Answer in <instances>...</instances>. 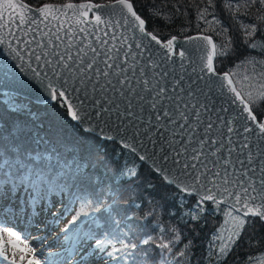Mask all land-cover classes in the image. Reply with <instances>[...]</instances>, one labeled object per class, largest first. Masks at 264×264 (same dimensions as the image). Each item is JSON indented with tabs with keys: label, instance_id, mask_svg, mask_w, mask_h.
I'll return each mask as SVG.
<instances>
[{
	"label": "snow or ice",
	"instance_id": "snow-or-ice-1",
	"mask_svg": "<svg viewBox=\"0 0 264 264\" xmlns=\"http://www.w3.org/2000/svg\"><path fill=\"white\" fill-rule=\"evenodd\" d=\"M216 3L217 0H201V4L205 6L196 5L199 20L204 21L209 27L220 24L215 15H212L211 20L207 19L211 15L209 8L214 10ZM222 3L237 21L244 43L252 49L257 47L264 49V41L258 44L252 39L258 31L264 32V0H222ZM253 7H255L253 21L245 23L243 18L249 15V10ZM105 8L112 11L108 13L99 11ZM36 13H39L38 17ZM89 13L92 14L90 19ZM153 15L169 18L165 12L155 8ZM52 21H56L54 26ZM40 25L47 31L42 30ZM3 29H6L9 35H13L17 44L23 43L27 46L35 43L39 51L34 49L29 55L34 57L36 62L43 60L47 72L41 78V73L33 70V76L41 78V83L49 92L51 99L63 103L74 120L86 122L95 120L96 127L105 135L110 127L109 121L104 119L105 116L110 119L115 115L121 125H124L125 121L133 125L136 130L131 135L121 138L123 147L132 154L145 151V155H138V159L152 160V169L160 174L162 181L175 187L178 193L198 196L196 205L188 213L190 220L197 221L201 218L207 201H212L218 209L221 204L227 205L224 215L228 219L225 223L230 227L221 230L226 234L214 237L218 243L211 246L213 251L208 256L209 264L212 256L225 257L232 251L245 231V226L250 223L249 217H258L264 221V143H260L264 142V121H258L253 110L254 106H264V71L255 73L256 62L247 61L253 67V74L242 78L243 81L249 82L247 91H244L243 84L238 90L233 73L217 72L214 58L225 57L230 53L231 37L219 45L212 35H200L197 39L205 42V55L201 57L199 72L216 76L218 80L222 76V79L227 81V92L231 94L227 103L235 105V109L215 106L213 95L224 93V85L216 84L215 81L206 85L207 90L193 91L192 85H188L186 89L179 88L180 93H186V96H181L176 95V86L183 79L181 77L174 81L173 95H166L168 89L161 80L169 73L164 71L162 76L161 72L156 71L160 64L150 57L146 64H140V58L144 57L148 50L143 43V37H150L149 43L162 42L153 32L147 30L146 20L137 13L132 0H109L108 3H93L92 0L73 3L69 0L60 5L45 3L35 9L23 0H0V30ZM13 29L17 34H14ZM124 30H128L131 37L125 35ZM137 31L140 33L139 37L136 35ZM222 31L227 32V29ZM20 32L23 36L18 34ZM37 32L41 36L39 39L36 36ZM117 32L120 34L117 35ZM216 34L220 35L219 32ZM130 39L137 42L133 44ZM175 40L176 37H172L164 45L169 52L174 51ZM5 43L9 47L12 46L11 41H6L3 35H0V44ZM179 55L183 58L184 52H180ZM15 58L14 56L13 59ZM28 68H31V62ZM146 68L152 70L153 78L160 79L148 78ZM192 71L197 72V69L193 68ZM197 78H201L199 74ZM109 91L117 93L122 98L123 110L120 103L106 95ZM69 93L75 96L79 107L70 98ZM95 93H99L100 98H96ZM143 93H147L151 99H146ZM162 100L172 101L175 104V113L167 107H161L153 114L155 120L167 119L175 129L182 130L179 131V140H166L167 146L172 149L171 158L167 153L157 158L155 153L147 152V144L136 139L142 131L146 134L147 128L141 130L133 123L143 119L133 111L134 108L138 107L140 111H144V105L147 104L150 108L157 109ZM10 110L22 111L15 104L10 106ZM232 111H236L237 114L232 116ZM151 123L152 117H149V126ZM253 123L256 125L255 128L251 126ZM165 127L161 123L157 131ZM115 131L127 133L126 126L116 127ZM160 135L163 137V132H160ZM253 135H257L260 141L254 146L255 152L252 150ZM3 136L4 125L0 121V175L3 177L0 179V197L7 195L4 191L5 185H11L9 192L18 186H26L34 193L40 192L41 189L48 192L63 190L60 184L56 183L60 173L51 174L55 166L50 163H36L50 160V157L40 154L32 156L24 148L22 127L14 125L8 130V136L14 146L11 150L3 141ZM106 138L112 139L110 135H106ZM148 143H154L150 136ZM174 144H179V148H173ZM161 151L163 152V149ZM182 155L183 159H176ZM170 159L171 167L164 163ZM257 171L260 173L259 176L255 175ZM125 174L136 178L138 170L134 165L133 168L127 169ZM85 204L87 205V202ZM99 211L100 207L92 208L91 212L82 207L70 223L75 225L81 217H89ZM155 211L153 209L148 215L151 216ZM153 230L158 233L156 237L147 234L139 244L121 240L119 247L113 244L107 235L105 239H95L94 234L88 232L83 234L82 238L95 239L96 249L102 253L101 259L114 260L115 264L129 262L149 264V261L154 259L153 249L160 258L159 264H172L168 259L169 254L175 259V264H185L187 256L185 249L191 241L183 245L182 249L173 252L174 247L182 243L180 231L174 227L165 229L159 222ZM63 231L67 233L68 228ZM5 233L11 238L9 242L12 248L21 253L18 257L16 251L9 256L5 243L2 242ZM65 239L69 237L65 236ZM20 243L24 246L20 247ZM109 245L111 250L106 251ZM141 245L149 247L137 252ZM0 256L10 259L11 264H23L24 261L26 264H44L37 255V249L31 247L27 241H22L21 236L10 228H0Z\"/></svg>",
	"mask_w": 264,
	"mask_h": 264
},
{
	"label": "trees",
	"instance_id": "trees-1",
	"mask_svg": "<svg viewBox=\"0 0 264 264\" xmlns=\"http://www.w3.org/2000/svg\"><path fill=\"white\" fill-rule=\"evenodd\" d=\"M26 1L32 5H40L45 2L69 0ZM132 2L137 12L146 20V28L162 39L172 35L206 32L211 34L219 45L231 37L230 53L225 57L217 56L215 66L220 71L233 73L239 89L243 84L244 91L248 90L249 82L243 81L242 78L253 74V67L247 61L256 62L255 73L264 71V49H252L244 43L237 21L223 7L222 0H217L214 10L209 8L211 15L207 19L211 20L212 15H215L220 21L219 25L213 24L212 27L198 18L196 5L205 6L201 4V0ZM154 8L165 12L169 18L153 15ZM254 15L255 7L243 18L244 22L251 23ZM222 29H227V32ZM217 32L220 35H217ZM252 39L259 44L264 41V32L258 31ZM13 104L22 111L10 110ZM253 110L258 119L264 121V106H254ZM0 121L4 125L3 141L9 150L14 146L11 144L8 130L15 125L23 128V146L32 156L40 154L50 157V160L36 163L54 165L51 174L60 173L56 183H59L63 190L48 192L41 189L35 196L65 194L68 199L66 211H70L71 215L66 228L71 233L81 227L87 233L92 232L95 239H105L107 235L112 243L127 240L139 244L147 234L157 236L158 233L153 229L159 222L161 227H174L182 235V243L176 245L173 252L182 249L183 245L191 241L185 249V264H209L208 256L213 251L211 246L218 243L214 237L226 234L221 230L230 227L225 223L228 219L224 215L227 206L221 204L218 209L212 201L204 204L205 211L201 213L199 220H190L188 213L196 205L197 196L178 193L175 187L162 181L160 174L152 167L140 161L137 154H132L117 141L102 139L85 131L69 116L63 103H37L14 93L0 92ZM134 165L138 170L136 178L125 174L127 169L133 168ZM0 179H3L2 175ZM82 207L89 212L95 207L101 209L89 217H81L75 225L71 224L70 221ZM153 209L156 211L149 216L148 213ZM248 219L250 223L245 226V231L232 251L225 257L212 256L211 264H264V223L257 217ZM147 247L149 246L141 245L136 251ZM152 256L154 259H151L149 264H159L160 258L156 256L155 249ZM168 259L175 264L171 254ZM112 264H115V261Z\"/></svg>",
	"mask_w": 264,
	"mask_h": 264
},
{
	"label": "water",
	"instance_id": "water-1",
	"mask_svg": "<svg viewBox=\"0 0 264 264\" xmlns=\"http://www.w3.org/2000/svg\"><path fill=\"white\" fill-rule=\"evenodd\" d=\"M23 2L29 4L33 9H35V8L41 7L45 3H52V4L60 5L63 3H67L69 1L45 2L40 5H32L26 0H23ZM71 2L85 3L86 0H80V1L71 0ZM92 2L93 3H108L109 1L94 2L92 0ZM99 11H101L102 13H108L112 10L105 8V9H100ZM35 15L38 17L39 13H36ZM91 15L92 14L89 13V19L91 18ZM118 17H119V12L117 11V18ZM129 19L131 20L132 18L129 17ZM55 24H56V21H52V26H54ZM40 27L42 30L47 31V29H45L43 25H40ZM109 31H111V29H109ZM13 32L14 34H17L15 32V29H13ZM18 34L20 36H23L22 32ZM60 34L63 35V32H61ZM119 34L120 33L117 32V35ZM124 34L131 37V33L128 30H124ZM0 35H3L6 41L12 42L11 47H9L7 43L0 44V70H3V69L7 70L6 72L0 71V92L14 93L22 97H26L37 103H46V102L55 101L51 99L49 92L45 90L44 85L41 83V78L43 74L47 72V68L44 65L43 60L36 62L34 60V57H31L29 55V53L34 49L39 51L38 49H36L35 43L29 44L27 46H25L23 43L17 44L15 39L13 38V35H9L6 29L0 30ZM136 35L139 37L140 33L137 31ZM200 35H211V34L206 33V32H196V33H192V34H188L184 36L172 35L167 39H162L161 37L156 35L158 39L162 42L161 44H157L155 41H152L151 43H149L150 37H143V43L147 47L148 50L145 52V56L140 58V64L141 65L146 64L148 58L150 57L153 61L160 64V68L156 69V71L161 72L162 76H163L164 71H167L169 73V75L163 76V79L161 80V83L164 86H166L168 89L166 95H173L172 88L174 85V81L181 77L183 79L180 81V84L176 86L177 87L176 95H181V96H186V93H180L179 88L186 89L188 85H192L193 91H196L197 89L207 90L206 85L212 84L214 81L216 82V84L222 83L224 85L223 95H220L219 93H216L213 95V100L216 102L215 106L217 108L223 106V107H229V108L235 109V105H229L227 103L229 97L231 96V94L227 92V81L223 80L222 76L218 80L216 76H212L210 74L199 72V66L201 65V62H202L201 57L205 55V42L200 39H197V37H199ZM36 36L38 39L41 38L39 32L36 33ZM172 37H176V40L173 42L174 51L169 52L168 49L164 45L167 43L168 40L172 39ZM189 37H191L192 39H189ZM24 39H27V37H24ZM130 42L135 44L137 41L130 39ZM135 50L141 51V49H135ZM17 51L19 52V56H17ZM180 52H184L183 58L180 57L179 55ZM14 56L16 57L15 59H13ZM215 58H214V65H215ZM29 62H31V68H28ZM193 68H196L197 72H193L192 71ZM33 70L41 73V78L34 77ZM146 72L148 73V78L160 79V77H155V78L152 77V70L150 68H146ZM217 72L222 74L224 72H229V71H220L217 69ZM198 74L201 77L200 79L197 78ZM53 83L55 85V81H53ZM113 83H115V80L113 81ZM138 90H139V87H138ZM143 94L146 96V99H151V97L147 93H143ZM106 95H108L109 98L114 99L116 103H120L121 110H123L124 104L122 103V98L119 97L117 93H112L111 91H109V93H106ZM69 96L73 100V102L76 103L77 107H79L78 102L75 101V96L72 93H69ZM94 96L96 98H100L99 93H95ZM134 103H142V102L134 101ZM176 103H179V101H176ZM105 106L111 107L110 105H105ZM161 107H167L171 109L173 113H175V104L172 101H168V100H162L160 104L157 106V109H152L147 104L144 105V109H145L144 111H140L138 107L133 109V111H135L138 116L143 117L142 120L138 122L133 121V123L136 125L137 128L141 130H143L144 128H147V133L144 134L142 131L141 135L137 136L136 139L144 141L145 144H147V152L155 153L157 158H159L164 153H167L168 156L171 158L172 149L167 146L166 140L168 141L172 139L179 140L180 139L179 131H182V130L178 131L177 129H175L171 124L168 123L167 119H164L161 121L155 120L153 114L159 111ZM67 111H68L69 116L71 117L68 109ZM236 114H237L236 111H232L231 113L232 116H235ZM149 117H152L151 126H149ZM104 119L108 120L109 125H110V127L106 130V135H110L112 139H108V140L117 141L120 145H122L121 143L122 137H125L126 135H131L136 130L135 128H133L132 124H127V121L124 122V125H121V122L116 120L115 115H113L110 119L107 116H105ZM257 120L260 121L258 117H257ZM74 121L84 130L91 132L103 139H107L106 135L101 134L99 128L96 127L95 120H93L92 122L77 121V120H74ZM161 123L164 124L166 127L160 129L158 132L157 128ZM122 126H126L127 133L125 132L118 133L115 131L116 127H122ZM251 126L253 128L256 127L254 123L251 124ZM160 132H163V137H161ZM257 132H258V129H257ZM149 136L152 138L154 143H148ZM258 142H260L258 140V136L253 135L252 136V145H253L252 150L254 152H255L254 146ZM260 143H264V142H260ZM173 148L178 149L179 144H174ZM161 149H163V152L161 151ZM137 155H145V151H139ZM176 159H183V155L181 157H177ZM144 162H146L150 167H152V164H153L152 160H147ZM164 163L167 164L169 167L172 166L171 159ZM257 163H259V160H257ZM255 175L259 176L260 173L257 171ZM193 195L197 196L196 194H193ZM262 222L264 223V221Z\"/></svg>",
	"mask_w": 264,
	"mask_h": 264
},
{
	"label": "rangeland",
	"instance_id": "rangeland-1",
	"mask_svg": "<svg viewBox=\"0 0 264 264\" xmlns=\"http://www.w3.org/2000/svg\"><path fill=\"white\" fill-rule=\"evenodd\" d=\"M11 185H5L4 191L7 195L0 197V216L3 218L6 216L3 211L5 210L21 224V231L15 229L11 222L2 224L0 219V228H10L17 232L21 236L22 241H27L31 247L37 249V255L44 262V264H70L71 262H78L86 256L91 257L89 262L92 264H112L114 260L101 259L102 253L96 249L93 239H83V234L87 233L83 228L79 227L74 229L73 233L68 231L65 233L63 230L67 227L70 220V211H66L68 199L65 194L51 193L49 196L42 195L40 198H30L32 195L28 194L30 189L26 186H19L12 191H8ZM14 199V200H13ZM13 200V205L7 208L10 201ZM3 213V214H2ZM5 215V216H4ZM7 222V220H4ZM34 226L28 230L31 235L43 237L39 243L30 242L32 237L27 234L22 235L21 232L25 231L28 224ZM46 227V228H44ZM41 232V233H40ZM68 236L69 239H65ZM6 237V238H5ZM11 238L4 234L3 243H5L9 256L13 251H16L17 257L21 254L17 249H13L9 242ZM7 242V243H6ZM119 245V242L113 243ZM23 243H20V247H23ZM68 249V251H67ZM111 250V245L106 248V251ZM57 253L56 257L51 256V253ZM60 251L66 253V256L62 259ZM68 259V260H67ZM67 260V261H66ZM0 264H11V260L0 256ZM26 264V261L23 262Z\"/></svg>",
	"mask_w": 264,
	"mask_h": 264
},
{
	"label": "bare ground",
	"instance_id": "bare-ground-1",
	"mask_svg": "<svg viewBox=\"0 0 264 264\" xmlns=\"http://www.w3.org/2000/svg\"><path fill=\"white\" fill-rule=\"evenodd\" d=\"M86 131V130H85ZM103 139V138H102ZM14 200V199H13ZM13 200H11L10 201V203H9V205L7 206V208H10V207H12V205H13ZM103 207V206H102ZM101 209V208H100ZM2 211V207H1V209H0V212ZM3 213H5L6 214V216L4 217V220H7V222H5L4 220H3V218L0 216V219H2L3 221H1V223L2 224H6V223H9L8 221H10V222H12V225L15 227V229H17L18 231H21V229L19 228V225L21 224V222H18L15 218H13L12 216H9V213H7L5 210L3 211ZM2 213V214H3ZM16 221V222H15ZM18 225V226H17ZM34 226V223H33V225H30V224H28V227L26 228V230L24 231V233H22V235L24 234V236H25V234H27L29 237H32V239H31V241L30 242H32V243H39L40 241H41V239H43V237H38V236H36V232H35V236L34 235H31V232L28 230L29 228H31V227H33ZM44 228H46V227H44ZM41 233V232H40ZM6 238V237H5ZM7 243V242H6ZM67 251H68V249H67ZM56 255H57V253H55V251L54 252H52L51 253V256H53V257H56ZM60 255H61V258L60 259H62V258H64L65 256H66V253H64L63 251H60ZM91 259V257H90V255L89 256H86V257H84L83 258V264H92L91 262H89V260ZM68 260V259H67ZM66 260V261H67ZM82 262V258H81V260H79L78 262H71L70 264H75V263H81ZM53 264H54V262H53Z\"/></svg>",
	"mask_w": 264,
	"mask_h": 264
}]
</instances>
